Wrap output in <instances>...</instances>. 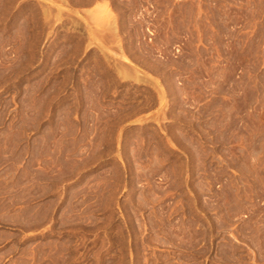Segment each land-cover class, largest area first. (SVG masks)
<instances>
[{
    "label": "rangeland",
    "instance_id": "1",
    "mask_svg": "<svg viewBox=\"0 0 264 264\" xmlns=\"http://www.w3.org/2000/svg\"><path fill=\"white\" fill-rule=\"evenodd\" d=\"M0 264H264V0H0Z\"/></svg>",
    "mask_w": 264,
    "mask_h": 264
}]
</instances>
